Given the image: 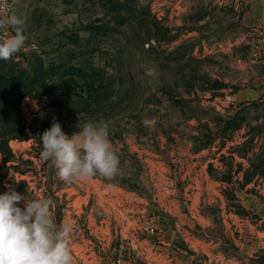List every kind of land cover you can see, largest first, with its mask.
<instances>
[{
  "label": "rangeland",
  "instance_id": "1",
  "mask_svg": "<svg viewBox=\"0 0 264 264\" xmlns=\"http://www.w3.org/2000/svg\"><path fill=\"white\" fill-rule=\"evenodd\" d=\"M120 3L13 0L27 40L11 60L45 84L22 99L21 119L58 118L68 136L78 122H108L120 171L65 183L32 151V139H11L0 153V192L12 185L30 200L51 198L57 225L73 226V250L86 249L79 235L88 221L127 232L171 224L195 249L209 248L204 240L232 248L250 226L254 263L264 264V99L232 97L249 84L234 58L246 47L218 46L231 34L200 24V2L190 10L186 0ZM153 119L154 128L144 123Z\"/></svg>",
  "mask_w": 264,
  "mask_h": 264
},
{
  "label": "clouds",
  "instance_id": "2",
  "mask_svg": "<svg viewBox=\"0 0 264 264\" xmlns=\"http://www.w3.org/2000/svg\"><path fill=\"white\" fill-rule=\"evenodd\" d=\"M25 19L14 11L0 13V60L8 61L26 50ZM31 50L37 51L33 44ZM144 123L155 127V119ZM68 136L53 120L41 138L40 157L51 160L58 178L65 183L86 181L99 175L112 179L119 174L120 160L110 139V124L104 120L77 124ZM0 194V264H72L70 223L57 225L54 201L47 197L28 199L12 185ZM23 202V208L20 206Z\"/></svg>",
  "mask_w": 264,
  "mask_h": 264
},
{
  "label": "crops",
  "instance_id": "3",
  "mask_svg": "<svg viewBox=\"0 0 264 264\" xmlns=\"http://www.w3.org/2000/svg\"><path fill=\"white\" fill-rule=\"evenodd\" d=\"M186 1L188 10L196 2L206 5L207 10L200 24L206 23L205 25L217 27L231 34L230 38L218 42V46L227 49L241 47L247 49L246 56L241 58L236 54L234 58L239 75L242 76L244 72H247L249 84L247 89H238L237 93L233 94V99L241 101L245 97H255L260 94L259 92H262L264 99V42L259 50L254 48L255 44L260 43L259 38L264 36V0H244L227 5L215 4L210 0ZM252 59L255 61L251 62ZM250 203L253 207H250ZM254 207L255 200L251 202L248 198L247 209L252 210ZM167 225H162L159 229L161 243L157 246L156 255L160 264L164 262L167 264H255L256 241L254 234L250 235V226L247 238L237 241L232 248L221 246L218 242L204 240L203 244L209 248L195 249L182 231L172 228L171 224L168 225L169 227Z\"/></svg>",
  "mask_w": 264,
  "mask_h": 264
},
{
  "label": "built area",
  "instance_id": "4",
  "mask_svg": "<svg viewBox=\"0 0 264 264\" xmlns=\"http://www.w3.org/2000/svg\"><path fill=\"white\" fill-rule=\"evenodd\" d=\"M210 1L219 5H227L244 0ZM12 6L13 0H0V13L12 11ZM150 9L158 20L164 17L161 10H156L153 6H150ZM259 42L254 45L255 50H259L264 42V36L259 38ZM254 61V59L251 60V62ZM122 228L123 226L115 227V224L109 227L107 223L101 221L92 225L88 221L83 233L79 235L82 239V246L86 249H71L72 264H160L156 252L161 238L156 226L153 224L147 227L135 226L129 232ZM72 244H76V241Z\"/></svg>",
  "mask_w": 264,
  "mask_h": 264
},
{
  "label": "trees",
  "instance_id": "5",
  "mask_svg": "<svg viewBox=\"0 0 264 264\" xmlns=\"http://www.w3.org/2000/svg\"><path fill=\"white\" fill-rule=\"evenodd\" d=\"M106 3H113L114 0H104ZM119 7L120 0H116ZM70 73L75 75L76 68H70ZM78 73V72H77ZM45 84L41 83L40 74L28 71L19 67L13 60H0V153L7 149V144L11 139L28 140L32 139V151L39 155L42 151L40 136L50 128L53 120L58 121L64 133L66 126L55 117H50L46 121L38 122L34 118L30 122L21 119V101L25 97H36L41 93ZM231 120V118H230ZM231 123V122H230ZM233 128H239V123L230 124ZM205 147V146H203ZM9 151V148H8ZM1 175V173H0ZM3 175V174H2ZM0 194H3L0 192Z\"/></svg>",
  "mask_w": 264,
  "mask_h": 264
},
{
  "label": "bare ground",
  "instance_id": "6",
  "mask_svg": "<svg viewBox=\"0 0 264 264\" xmlns=\"http://www.w3.org/2000/svg\"><path fill=\"white\" fill-rule=\"evenodd\" d=\"M10 145H11L13 148L19 147L15 142H12Z\"/></svg>",
  "mask_w": 264,
  "mask_h": 264
}]
</instances>
